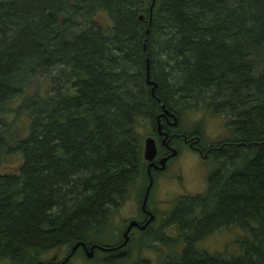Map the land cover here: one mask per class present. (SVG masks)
Segmentation results:
<instances>
[{"label":"trees","instance_id":"obj_1","mask_svg":"<svg viewBox=\"0 0 264 264\" xmlns=\"http://www.w3.org/2000/svg\"><path fill=\"white\" fill-rule=\"evenodd\" d=\"M151 5L0 0V158L22 157L17 171L0 174V264H53L43 254L110 247L96 237L134 189L141 202L144 139L158 124L168 130L157 121L164 109L180 120L207 111L229 132L207 153L214 166L205 191L176 199L167 226L140 233L134 257L152 243L165 253L178 245L164 231L175 221L173 233L187 229L189 241L170 264H264V0ZM101 11L110 27L97 22ZM230 229L239 231V255L193 247Z\"/></svg>","mask_w":264,"mask_h":264},{"label":"rangeland","instance_id":"obj_2","mask_svg":"<svg viewBox=\"0 0 264 264\" xmlns=\"http://www.w3.org/2000/svg\"><path fill=\"white\" fill-rule=\"evenodd\" d=\"M96 20L103 28L111 26V22L109 20L108 15L103 11L99 12L96 15ZM226 123L227 120L225 118L218 117L215 115H210L208 114L207 111H203V110L187 111L184 112V114L182 115L181 125L183 126L182 128H180V130L182 131L184 129L185 130L193 129L195 126H198L200 131H202L203 142L211 143L210 141L212 140H220L221 137H225L228 135L229 128L228 126H226ZM28 126H29V120L27 121V119L24 118V122L18 124L17 129L19 130L16 135H18L19 138L22 139V135L24 136L27 134ZM175 143L179 144L180 141L176 140ZM19 156L21 157L19 153H14V155L8 156L9 158H7V156H2L0 158V171H5V172H1L0 174L9 173L11 170L17 171L16 167L20 163ZM213 166L214 163L211 160L208 159L205 160L201 158L196 152L191 151L185 146H181L180 155L177 158L172 159L168 163V166L164 171H156L157 174L153 178V187L149 194L148 203H150V205L148 204V207L152 211H154L155 214H159V216L161 215L159 218H162V215H165L163 214L165 212H163L162 210H164L165 208H164V204L161 203H168L170 205V197L166 195V193L164 194L163 192L178 190L180 194L202 193L203 191H205L206 178L209 172L212 170ZM181 171H183L182 180L179 181L178 185H176L175 183L176 174L181 173ZM138 193L139 192L136 189H134L131 192V195L134 196V199H132V196L129 197L128 199L129 202L122 204L121 207H119L118 211L111 218V224L107 226L105 231L98 234L96 240H98L100 243H110V244L115 241L114 237L116 236V233L121 227L124 218L131 216L136 217L135 214H137L138 212V203L135 197H137ZM173 198H175V196ZM159 206H161V208ZM170 229H172V226H168L166 229H164V231L166 232V234L172 237L173 235H171ZM161 232H163V230H161ZM177 233L178 231H175L174 234ZM148 235L150 234H146L145 237ZM238 237H240V235H239V231L236 229L222 230L217 234L214 233L212 237L210 236L206 238L205 241L202 242V247L209 253H213V254L216 252H222L223 250L229 252V254L232 253V255H239L240 248L237 244ZM139 238L141 237L139 236L133 239L134 242H132L131 245L128 247L127 254L119 262L113 261L111 259L112 258L111 255H108L103 252H98L96 256L94 255V258L87 259L90 261L80 259L82 258L80 257L75 262L74 261L75 258H73L70 264H72L73 261H74L73 264H111L109 263L110 260L113 261L112 264H130L132 262H136L139 260L140 261L148 260L147 257L149 259H153L154 264L157 262H161L166 254L162 253L160 249L157 247L152 248L155 245V243L150 244L149 247L144 250L143 256L138 257L139 256L138 254L136 258L134 257L135 253L141 250L140 246L137 244ZM186 240L189 241L188 237H186ZM55 253L59 254V256H57L58 259H63L66 255L65 250L62 251L53 250L43 254L41 258L43 259L51 258L54 255H56ZM156 255L159 257L156 258ZM104 261H108V262H104ZM170 261L168 264H170ZM139 264H147V263L139 262ZM148 264H153V263L150 261Z\"/></svg>","mask_w":264,"mask_h":264},{"label":"flooded vegetation","instance_id":"obj_3","mask_svg":"<svg viewBox=\"0 0 264 264\" xmlns=\"http://www.w3.org/2000/svg\"><path fill=\"white\" fill-rule=\"evenodd\" d=\"M171 118L174 121L173 117H171ZM171 118L170 117L161 118V120H163L164 123H165V127L168 129L166 131L163 128V125H162V129H164V131L161 132V134L166 133L168 135L167 141L165 142V144H162L161 143L163 137H161L158 134L157 130L156 129L152 130V135L155 136L154 137V140L156 142H158V145H159V148H160V154H159V156L157 155V157L154 160V162L149 166L153 171H155V169H158L159 168L160 160L163 159V158H167V163H166V168H167L168 163L172 159H175V158H177L180 155L181 146L187 147L191 151L196 152L201 158L207 160L208 159L207 158L208 157L207 153H210L211 151H215L216 150V148H215L216 143L217 142L220 143L221 140H222V139H220V140H212V141H210L211 143H205V142H203V135L199 131H195V132H192V131L188 132V131H184V130L180 131L178 129V125H176L175 127L172 128L170 126V124H171V120L170 119ZM175 119H177V121H178V118L177 117H175ZM170 130L173 131V132H171ZM176 140H179L180 143L179 144L175 143L174 141H176ZM172 150H175L176 151V156H174V155H173V157L171 156V154L173 153ZM182 177H183V171H181V173L176 174V182H175L176 185L179 184V181L182 180ZM163 193L164 194L166 193V195H168L170 197V205L168 203H161V204H164V208H165L164 210L161 209L163 212H165V213H163L165 215H162V218H161L162 219V223H163L161 225L162 228L165 227V225H164L165 222H166L165 219L175 209V200L178 199V198H180V197L192 196V195H195L196 194V193H189V194L188 193H181L180 194V192H178V190H175V191H166V192H163ZM174 196H175V198H173ZM159 207L161 208V206H159ZM169 207H171V208H169ZM149 212H151V211H149ZM138 214L140 216V219H141L140 222L142 224H144L145 222H147V220L151 216V214L144 213L140 207H139ZM152 215L154 216L153 213H152ZM158 218H159V216H158ZM130 219L133 220L134 218H130ZM154 220H155V216H154ZM170 225L172 226V232H171V234H173L172 238H174L173 240H177L178 241V245L171 246L172 244H170L169 246L172 247V248H170V251L171 252H167V253L164 252V254H166V255L164 256V258L163 257L162 258L165 261H167V263H169V261H170V259L172 257H174L175 259H179L180 256L182 255V252L188 246V245H186L187 229H184L182 231V232H184V235L181 234L179 236L177 234H174L175 232L173 233V229H176L177 226H179V225H177V223L175 221H171L170 222ZM186 227L187 226H185L183 228H186ZM135 231H137V230L136 229H132L130 231V233H129V237H130L129 238V242H130V239L132 237L134 238ZM215 234H217V233H215ZM116 235H117V233H116ZM210 236L212 237V235H210ZM205 239H201L200 241H197L195 244H193V247L197 251H200V252L204 251L205 249L202 247V242H204ZM115 244L116 243L112 244V248L117 247V246H115ZM126 248H127V246H126ZM82 249L84 250V248H82ZM125 249H124V251H125ZM96 251H97V253L98 252H103L102 250H100L98 248H95L93 250V254H92L91 258H94V254H95ZM204 252H206V253H208L209 255H212V256L217 255L216 254L217 252L214 253V254L213 253H209L206 250ZM223 252L224 251L222 250V252H220V253H223ZM225 252H227V251H225ZM114 253H117L119 255V251L118 250H116ZM227 253L229 254V252H227ZM174 258H172V259H174ZM104 262H107V261H104ZM156 264H158V263H156Z\"/></svg>","mask_w":264,"mask_h":264},{"label":"water","instance_id":"obj_4","mask_svg":"<svg viewBox=\"0 0 264 264\" xmlns=\"http://www.w3.org/2000/svg\"><path fill=\"white\" fill-rule=\"evenodd\" d=\"M154 5V0L152 1V6ZM151 6V8H152ZM140 20H143L142 17H140ZM148 67V65H147ZM150 85L153 86V89L155 87L154 83L151 82ZM176 124V122H173L172 125ZM160 126H158L157 128V132L159 133V135H163L164 136V139L162 140L163 144L165 143V140H166V135L165 134H160ZM156 154H157V149H156V145H155V142L152 138H147L146 141H145V144H144V154H143V157H144V160L146 162H151L152 160H154V158L156 157ZM175 156L176 155V152L173 151L172 153V156ZM165 162H166V159H163L160 161V170L164 169L165 168ZM151 187V184L149 185L147 191H146V195H145V198H144V201H143V206L145 205L146 203V199L148 197V191ZM144 209V208H143ZM153 218L151 217L150 218V221H152ZM131 226H137L136 223H131L130 227ZM145 227H141V229L143 230ZM89 257H91V253L89 254Z\"/></svg>","mask_w":264,"mask_h":264},{"label":"bare ground","instance_id":"obj_5","mask_svg":"<svg viewBox=\"0 0 264 264\" xmlns=\"http://www.w3.org/2000/svg\"><path fill=\"white\" fill-rule=\"evenodd\" d=\"M150 81H149V72L147 71V84L148 85H150ZM155 85V84H154ZM156 86V85H155ZM155 89V88H154ZM153 89V90H154ZM163 112L161 113V115L160 116H158L157 117V121H160L161 120V118H166V116H169L170 118L171 117H173V119H174V122H176L177 120L175 119V117L173 116V114H171L170 112H168L167 110H162ZM166 115V116H165ZM219 117V116H218ZM223 118V117H222ZM157 128H158V125H157ZM162 132V131H161ZM161 132H160V134H161ZM225 137H221V139H224ZM197 194H199V193H197ZM118 233V232H117ZM114 244V243H113ZM116 245V244H115ZM186 245H187V240H186ZM95 248H98V249H100V250H102V245H99V244H95V245H92V247L90 248V250H91V256H92V254H93V250L95 249ZM114 248H116V250H117V247H114ZM114 248H112L113 249V251L115 252V249ZM77 248H76V246H74L73 248H72V250H76ZM162 253H164V252H162ZM96 254H97V251L95 252V256H96ZM175 260H177V259H175Z\"/></svg>","mask_w":264,"mask_h":264}]
</instances>
